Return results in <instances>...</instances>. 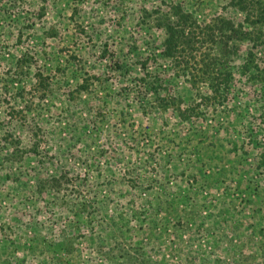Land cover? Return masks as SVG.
Listing matches in <instances>:
<instances>
[{
  "label": "rangeland",
  "instance_id": "rangeland-1",
  "mask_svg": "<svg viewBox=\"0 0 264 264\" xmlns=\"http://www.w3.org/2000/svg\"><path fill=\"white\" fill-rule=\"evenodd\" d=\"M170 1L247 26L236 0L0 1V264H264V25L222 104L172 75L181 121L137 93Z\"/></svg>",
  "mask_w": 264,
  "mask_h": 264
},
{
  "label": "trees",
  "instance_id": "trees-1",
  "mask_svg": "<svg viewBox=\"0 0 264 264\" xmlns=\"http://www.w3.org/2000/svg\"><path fill=\"white\" fill-rule=\"evenodd\" d=\"M235 3L244 11L247 26L220 16L208 22L198 21L179 1H170L164 10L157 8L153 21L163 30L164 37L158 52L151 51L149 57L138 63L141 76L137 93L141 95L142 107L153 105L164 111L170 108L181 121L190 120L197 113L201 103L195 100L189 103L176 95L171 87L172 75L187 77L185 81L191 88L206 83V100L219 104L226 101L233 80L231 58L237 55L242 41L257 45L258 26L264 25V0H248V6L246 0ZM156 56L166 63L165 68L150 66V59ZM251 56L252 51H247L243 70H248V63L253 62Z\"/></svg>",
  "mask_w": 264,
  "mask_h": 264
}]
</instances>
